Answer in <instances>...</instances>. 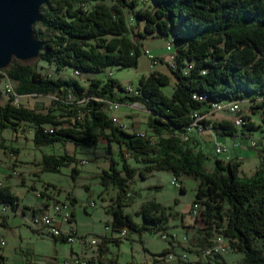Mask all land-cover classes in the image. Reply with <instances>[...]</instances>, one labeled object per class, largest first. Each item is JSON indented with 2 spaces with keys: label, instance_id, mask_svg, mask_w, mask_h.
<instances>
[{
  "label": "trees",
  "instance_id": "1",
  "mask_svg": "<svg viewBox=\"0 0 264 264\" xmlns=\"http://www.w3.org/2000/svg\"><path fill=\"white\" fill-rule=\"evenodd\" d=\"M151 2L149 7L140 6L138 0H114L111 5L104 0H46L41 6V19L36 23L46 33V36L37 33L42 42L38 57L58 69L69 66L81 74L94 75L111 65L136 66L145 36L169 34L174 47L169 70L175 78L170 95L163 90L171 82L170 75L163 71L151 70L142 75L136 84L138 96L122 94L115 100L116 90L125 89L117 79L100 80L92 76L84 85L73 76L48 77L40 72L36 62L12 58L5 69H0V80L6 77L14 82L12 91L18 96L55 95L60 104L56 108L61 111L52 107L38 111L17 104L13 101L15 94L9 92L8 99L0 103V131L5 128L17 131L31 124L36 144L60 140L95 145L98 137H102L109 149L112 142L125 145L143 165L134 167L119 151L120 168L116 166L118 160L110 157L108 169H103L100 175L104 186L111 183L117 188L112 205L106 209L112 215L110 225L117 230L158 232L165 231L167 226L170 212L161 202L141 203L135 213L141 216L142 224L123 211L128 204L130 181L136 175L145 177L147 172L159 169L175 176L194 175L200 182L193 203L202 205L194 217L203 235L197 245L201 249L210 245L213 232L221 231L230 248L244 253V264H264V154L259 155L257 169L248 176L239 175L241 162L236 157L231 161L215 158L209 171L202 151H195L188 138H182L183 131L192 129L193 111L205 112L208 101L247 100L251 112L260 114L261 122L243 127H237L231 119H204L203 123L210 122L215 134L249 138L252 130L264 125V0ZM83 5L88 9L84 10ZM125 8L139 26L134 31L135 39L130 35ZM159 59L163 61L162 57ZM194 93L205 100L193 97ZM108 101L142 104L150 114L146 123L157 140L121 129L104 108ZM72 160L69 154L44 156L49 170H58L59 165ZM10 190L8 185L0 187V206L16 210L18 197ZM180 190L184 191V187L180 186ZM0 216L3 222L4 216ZM115 241L118 242L117 238ZM98 249L102 257L107 249L106 238ZM167 252L166 249L155 256L162 257ZM211 258L207 262L198 260L197 264H227L221 254ZM110 263L116 260L110 259Z\"/></svg>",
  "mask_w": 264,
  "mask_h": 264
},
{
  "label": "rangeland",
  "instance_id": "2",
  "mask_svg": "<svg viewBox=\"0 0 264 264\" xmlns=\"http://www.w3.org/2000/svg\"><path fill=\"white\" fill-rule=\"evenodd\" d=\"M104 2L111 5L114 0H104ZM138 4L150 7L152 2L151 0H138ZM125 12L132 30L130 35L135 39L134 31L138 30L139 26L132 18V13L128 8H125ZM33 28L38 35L46 36L44 29L39 25L35 24ZM170 37L169 34L167 36L147 35L141 41L142 54L136 66L111 65L94 75H76L69 66L58 69L54 64L39 59V57L31 59L29 62H36L40 72L48 77L73 76L84 85L88 84V78L92 76L100 80L114 78L123 87L126 85L135 86L142 75H147L157 67L170 75V84L163 86L164 92L170 95L175 81L168 63L174 60V47L170 51L165 47ZM145 48L158 57L156 66L153 63L151 66L149 65V58L144 53ZM159 57H162L163 61H159ZM13 85L15 83L6 77L1 78L0 103H4L8 99V92ZM121 91L117 92L116 90L115 100L122 95ZM55 99V95H34L31 93L20 95L13 101L38 111H47L49 107H52L56 112H60L61 109L56 108L60 107V104ZM108 104L104 106L106 112L108 114L114 112L121 122L131 124L129 131L135 130L145 137L147 135L154 142L157 140L156 134L146 123L150 114L142 104L127 102L113 106L112 109L108 107ZM242 106L243 111L249 114L254 122H261L259 112H251L250 101L244 100ZM122 111L126 112H124V116ZM223 118L231 119L234 122V113L220 111L214 113L210 119L217 121ZM33 131L34 127L31 124H25L23 129L17 131L13 128H5L0 131V182L9 186L10 191L18 197L19 204L16 210L6 205L0 206V215L4 216L3 222V217L0 216V241L3 240V243H0V255L3 256L0 264H75L72 261L73 253L82 254L87 259L86 257L93 253H99L98 246L102 242L100 240L97 245L92 246L87 242L80 243L77 240L78 236L90 240L101 238L104 234L108 235L106 237L107 249L102 254L101 263L95 260L90 264H111L110 259L116 260V263L112 264H126L130 261L133 264H154L162 258L155 254L166 249L176 255L167 264H185V262L197 264L198 260L205 261L203 252L197 245L203 239V235L199 231L200 223L188 213L200 182L199 178L190 174L175 176L164 169L147 172L145 177L136 175L130 181L128 204L123 207V211L130 213L135 222L142 224L141 216L135 213L141 203L145 200L161 202L167 207V213L170 212L167 226L163 231L169 237L165 240L159 235V232L147 230L142 233L131 231L124 237L109 236L111 232L108 226L110 227L112 215L106 209L112 205L117 188L111 183L104 186L100 181L101 172L103 169H108L110 157L118 160L116 166L120 168L119 151L134 167H141L143 163L136 161L131 153L125 156L124 152L127 151L125 145L120 146L117 142H112L109 149L108 143L102 137H98L95 145L90 143L76 145L71 141L60 140L50 144H36L32 139ZM248 135L255 137L256 147L246 145L247 141L246 144L244 143V147L234 146L229 153L231 156L241 157L238 171L240 176H248L257 169L259 155L264 154V125L252 130V133ZM220 136L222 135L214 134L210 130L198 132L191 129L188 143L193 146L195 151L200 150L206 156L204 163L209 171H212L214 167L215 158L225 160V155L213 153L215 141L221 140ZM182 138L187 140L185 135ZM247 138H244V141L248 140ZM63 154H69L73 160L59 165L58 170L46 169L44 156ZM174 179L178 184L172 183ZM180 186L184 187V191L180 190ZM56 200L69 206L71 224L75 231L73 242L55 239L47 231L36 230L30 222L33 210L38 213L45 206H51ZM182 213L189 217L183 216L182 218ZM68 228L67 223L61 224V229L67 230ZM116 238L118 242L115 241ZM98 253H96L97 257L100 258ZM183 253H186L187 256L182 257ZM243 255V252H237L229 247L222 257L227 264H244L242 262ZM211 259L213 260V257ZM88 262H91L90 259Z\"/></svg>",
  "mask_w": 264,
  "mask_h": 264
},
{
  "label": "built area",
  "instance_id": "3",
  "mask_svg": "<svg viewBox=\"0 0 264 264\" xmlns=\"http://www.w3.org/2000/svg\"><path fill=\"white\" fill-rule=\"evenodd\" d=\"M83 9L87 10L88 6L83 5ZM165 47L169 51L172 49L173 42L171 41V39L168 40ZM144 53L147 54V56H149V58L151 59L150 60V66L152 65V63L154 66H156L158 63V57L153 55V53H151V51L148 48H145ZM168 63H169V65H172L171 61H169ZM73 71H74L73 73L76 75L81 74L78 69H73ZM12 87H11V90L9 92H13ZM124 88L125 89H123V91H122L123 95L125 94V95H137L138 96L140 94L138 91L139 89L137 88L136 85L135 86L126 85ZM14 94H15V98H17L18 95L16 93H14ZM193 97H196L197 99H200V100H205V99L198 98L195 93L193 94ZM262 99L264 100V98H262ZM242 102H243L242 100H234V101H231L229 103L208 101L209 106L207 107V110L205 112L199 113L196 110L193 111V119H192V122H190V123H192V130L194 129L198 132L210 130L211 132H213V129L210 125V122L207 124H204L203 120L207 119L209 117H212L214 113H217L220 111H226L227 113H234V124L237 127H243L245 124H248L250 122H254V120L250 117V115H249V117H247L246 113L243 111ZM107 103H109L108 107L110 109H112V106H118V104H120L117 101H108ZM110 116L112 118V121H116V125L120 126L121 129L129 130V127L131 124L126 123V122H121L119 117H117V115H115L113 113ZM130 131H133V130H130ZM182 133L188 138V142H189L190 137H191V131H183ZM231 138H232L231 136H226L225 141L224 140H216L213 153L214 154H223L227 158L234 157V156H231L229 154L230 149L234 146H237L240 143L236 142V141H232ZM247 145L250 147H254V146L256 147L257 141H256L255 137L250 136L248 139ZM129 154H130V152L128 150L126 152H124L125 156H127ZM235 156H238V155H235ZM172 183L178 184L177 180H175V179L172 181ZM201 209H202L201 203H199V202L193 203L192 202L191 206H190V210L188 211V213L191 216L196 217L199 214V212L201 211ZM30 222H31L32 226L38 231H42V232L47 231L51 235L57 236V238H64L67 241L73 242L75 240L74 239L75 238V231H74V228L72 227V224H71L72 218L70 215L69 206L66 205L65 203L58 202V200L53 202L51 204V206L50 205L45 206L38 213H35ZM62 223H67L69 225V228L67 230L61 229ZM108 229L111 232L109 234V236L112 235V236H117V237H124L128 233V231L125 228L117 230V229L112 228L111 225H110V227L108 226ZM114 232L116 233L115 235L113 234ZM158 232H159V235L163 239H165V240L168 239V237H169L168 234L164 233L163 231H158ZM106 237H108V235L104 234L101 238H98V239L92 238L90 240H87L83 236H78L77 240L80 243H83V242L86 243L87 242L89 245L94 246V245H97L100 240H102L103 238H106ZM210 241H211L210 245L205 246L201 249L206 262L209 258L213 257L217 253L221 254V255L224 254L229 248L228 238L221 231L215 230L213 232L212 236L210 237ZM0 243H3V240H1ZM175 256L176 255H174L172 252H167L166 254L162 255V262L154 263V264H167L170 260L175 258ZM185 256H187V254L183 253L182 257H185ZM72 261L75 264H88V260L85 259L81 254H78V253H73Z\"/></svg>",
  "mask_w": 264,
  "mask_h": 264
},
{
  "label": "water",
  "instance_id": "4",
  "mask_svg": "<svg viewBox=\"0 0 264 264\" xmlns=\"http://www.w3.org/2000/svg\"><path fill=\"white\" fill-rule=\"evenodd\" d=\"M46 0H0V69L12 58L29 62L39 56L41 39L33 26Z\"/></svg>",
  "mask_w": 264,
  "mask_h": 264
},
{
  "label": "crops",
  "instance_id": "5",
  "mask_svg": "<svg viewBox=\"0 0 264 264\" xmlns=\"http://www.w3.org/2000/svg\"><path fill=\"white\" fill-rule=\"evenodd\" d=\"M148 58H149V56H148ZM150 58H149V65H150ZM156 70H158V71H161V70H159L157 67H156ZM127 102H125V103H122V102H120V104H126ZM125 111H122V115L124 116V114L126 113H124ZM113 114H115L114 112H112ZM112 113H110V114H112ZM109 114V115H110ZM116 115V114H115ZM119 116V115H118ZM215 134V133H214ZM221 138V140H223V139H225L226 138V136H220ZM244 138H247V137H241V135H239V136H234V137H232L231 138V140L232 141H236V142H239L240 144H238L237 146H235V147H238V146H240V147H244V143L246 142L247 143V141L248 140H246V141H244ZM247 139H249V138H247ZM245 143V144H246ZM247 145V144H246ZM33 215H34V213H32V217H33ZM184 216H185V214H184ZM189 217V215H187L186 214V216H185V218H188ZM192 217V216H191ZM83 252V251H82ZM96 253H98V252H96ZM96 253H93L91 256H88V257H86L87 258V260L88 259H90V261L91 262H88V264H90V263H92L93 261H98L99 263H101V261H100V259H101V257L99 258V257H97V254ZM82 255V254H81ZM96 258V259H95ZM93 259V260H92Z\"/></svg>",
  "mask_w": 264,
  "mask_h": 264
},
{
  "label": "bare ground",
  "instance_id": "6",
  "mask_svg": "<svg viewBox=\"0 0 264 264\" xmlns=\"http://www.w3.org/2000/svg\"><path fill=\"white\" fill-rule=\"evenodd\" d=\"M171 63L173 64V62L171 61ZM113 107V106H112ZM192 124V123H191ZM217 155H223V154H217ZM233 158L234 157H231V158H227V157H225V159L227 160V161H231V160H233ZM236 160H241V157L240 156H236V158H235ZM0 186H3V184L2 183H0ZM159 262H162V258L160 259V261ZM158 262V263H159Z\"/></svg>",
  "mask_w": 264,
  "mask_h": 264
}]
</instances>
